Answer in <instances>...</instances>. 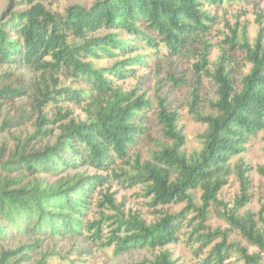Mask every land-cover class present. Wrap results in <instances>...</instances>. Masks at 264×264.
I'll use <instances>...</instances> for the list:
<instances>
[{"label":"trees","instance_id":"1","mask_svg":"<svg viewBox=\"0 0 264 264\" xmlns=\"http://www.w3.org/2000/svg\"><path fill=\"white\" fill-rule=\"evenodd\" d=\"M30 2L31 0H24ZM225 0H99L89 9L73 5L66 9L65 17L50 13L41 3L29 10L14 14L0 21V63L23 65L41 72L43 88H38L39 98L35 108L38 118L34 133L18 144L14 153L0 163V239H5L11 230H30L35 235L48 233L76 235L90 233L93 241H101L103 225L110 221L107 242L101 246L114 245L116 254L130 249H163L179 241L184 215L193 209L201 220L193 234L204 229L208 207L217 202V195L231 174L230 160L245 151L249 137L264 129V41L263 30L254 44L239 42L236 32L225 38L230 49L238 45L244 59L251 65L248 74L235 88L229 66L231 57L225 52L213 70H207L208 46L194 65L211 78L216 89V99L209 103V115H198L196 120L206 124L200 136L203 147L198 153L187 156L181 147L184 137L177 130L178 115L168 112L163 99H158V122L163 125V134L172 141L161 144L140 163L135 160L132 172L115 177L124 178L128 187L143 185L151 196L153 207L186 203L179 214H164L152 224H147L138 215L125 217L113 196L106 194L104 203L115 212L113 216L101 215L98 220L84 222L89 210L91 194L106 182L101 175H87L76 171L86 165L97 171H107L117 160H124L136 137L142 133L138 119L151 103L136 90L124 92L114 87L115 80L123 81L134 76L135 68L145 64V56L138 54L140 42L150 50L163 44L170 55L178 56L190 39L206 34L214 18L202 10V3L223 4ZM249 2L251 0H243ZM110 33L94 36L100 30ZM123 32L129 37L120 38ZM73 37L82 40L78 46L69 43ZM122 59L110 68H95L91 60ZM65 71L85 89L58 88L57 75ZM9 89L0 94L7 96ZM21 93V92H19ZM76 104L85 102V121L68 120L69 113L58 111L48 118L43 108L60 101ZM197 96L193 93L194 108ZM50 125H57V135ZM55 137L53 144L27 151L28 143L35 138L40 141ZM2 151V150H1ZM0 151V152H1ZM264 178V167L258 169ZM234 172L240 182L241 195L224 216L227 223L252 246L258 249L248 255L246 249L235 244L227 245V232L215 231L196 235L200 247H206L218 235L224 240L214 245L202 264H223L230 255L238 252L244 264H259L264 258V227H258L253 215L237 212L249 202L246 170L235 166ZM16 173L15 177H10ZM53 182L47 176L60 175ZM29 178V180H25ZM202 191L200 208L193 204L192 191ZM41 239L16 250L0 252V264H20L29 259V254L40 247ZM37 264H46L42 259ZM142 264H175L168 250L160 251L152 260Z\"/></svg>","mask_w":264,"mask_h":264},{"label":"rangeland","instance_id":"2","mask_svg":"<svg viewBox=\"0 0 264 264\" xmlns=\"http://www.w3.org/2000/svg\"><path fill=\"white\" fill-rule=\"evenodd\" d=\"M99 0H31L29 3L24 0H0V21L11 18L14 14L22 13L37 3H41L50 13L65 17L66 9L73 5H81L89 9ZM202 10L214 18L213 23H208L209 31L204 35H197L190 39L185 49L178 56H172L163 44H159L156 50H150L145 43L140 42L138 54L145 56V64L135 68L134 76L123 81L115 80L114 87H120L122 91L129 92L136 90L137 95H144L151 103L146 108L141 118L138 119L142 126V133L136 137L135 142L128 149V155L124 160H117L111 169L97 171L86 165L76 169L87 175H101L106 177V182L97 187L91 194L89 210L86 213L84 222L98 220L101 215L113 216L114 211L107 208L104 203V196H113L115 205L119 206L125 217L138 215L147 224L157 222L164 214H179L185 209L186 203H176L167 206L153 207L151 196L146 195L145 187L141 184L128 187L124 178L115 177L125 172H132L131 166L135 160L140 163L150 160L153 152L158 150L161 144L172 143L163 134V125L158 122L159 112L158 99H163L168 112H175L178 115L176 123L177 130L184 137V145L181 147L187 156L198 153L203 147L200 136L206 129V124L197 121L198 115H209L212 113L209 103L216 99L214 81L206 77L202 71L197 72L194 65L200 61L201 53L205 46H208L207 70L213 72L223 52L231 59L229 66L233 72L231 77L235 82V88H241L240 81L248 74L251 65L244 59L243 51L237 45L230 49L226 45L225 38L231 36L234 30L239 42L246 41L252 45L258 34L263 30L264 41V0H225L220 5L202 3ZM110 33L107 30H100L94 36H103ZM129 36L120 33V38L126 39ZM69 43L78 46L82 40L73 37ZM122 59L117 55L113 58L100 60H89L95 68H110L115 62ZM41 72H36L23 65H9L0 63V92L8 88L9 94H0V163L5 162L14 153L18 144L24 142L35 131V124L38 113L35 108L38 96V88H43ZM58 88H70L81 90L86 88L84 82L78 83L65 71L57 75ZM21 92V93H19ZM193 93L197 96L194 108ZM85 102L76 104L70 101H60L58 104L50 103L43 108V113L48 118L56 116L58 111L62 114L68 112V120L85 121ZM57 125H50L57 135ZM55 137H46L40 141L32 139L27 145V151L41 148L45 143L53 144ZM231 174L227 177V183L217 195V202L208 207V217L203 222L204 229L193 234L194 228L201 222L198 213L190 209L184 215L182 229L179 233V241L163 249L154 251L147 249H130L121 254H116L114 245L103 247L101 244L109 236L110 221L103 225L101 241H93L86 231L80 234H62L51 236L48 233L35 235L30 230H11L5 239H0V252L3 250H16L21 246L29 245L35 239H41L40 247L29 254V259L20 264H37L42 259L46 264H142L145 260H152L153 256L160 251L168 250L172 254L175 264H202L210 249L221 243L222 235L216 236L209 245L200 247L196 241V235L202 233H213L215 231L227 232L225 243L235 244L246 249L248 255H255L258 249L249 244L239 233L233 229L224 218L229 210H232L236 198L241 195L240 182L234 172L235 166H241L246 170L248 178L247 195L248 204L237 212L238 216L246 213L253 215L258 227H264V178L259 174L258 169L264 167V129L256 135L249 137L245 151L230 160ZM2 175H7L1 172ZM11 173L10 177H15ZM60 175H49V182L55 181ZM29 180V178L25 179ZM202 191H192L193 204L200 208ZM230 255L223 264H244L240 254L234 250L229 251ZM259 264H264V258Z\"/></svg>","mask_w":264,"mask_h":264}]
</instances>
